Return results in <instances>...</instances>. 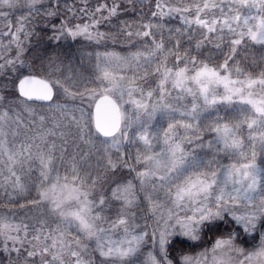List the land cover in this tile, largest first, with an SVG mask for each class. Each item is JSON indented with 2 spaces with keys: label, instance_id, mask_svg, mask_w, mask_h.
I'll return each mask as SVG.
<instances>
[{
  "label": "snow or ice",
  "instance_id": "obj_1",
  "mask_svg": "<svg viewBox=\"0 0 264 264\" xmlns=\"http://www.w3.org/2000/svg\"><path fill=\"white\" fill-rule=\"evenodd\" d=\"M23 5L0 0V77L15 89L8 95L0 86V257L7 264H137L140 255L143 264H264V166L257 163L264 51L255 67L246 64L251 46L264 48V0ZM37 17L53 29L50 40L122 39L135 51L97 54L88 77L57 75L54 61L39 69L43 75L13 77L29 67ZM165 19L180 23L167 36ZM209 46L215 55H205ZM34 102L48 111L37 112ZM34 173L38 195L20 203ZM25 204L43 211H12ZM221 223L230 230L210 249L172 255L173 236L199 241ZM254 233L258 244L240 246Z\"/></svg>",
  "mask_w": 264,
  "mask_h": 264
},
{
  "label": "trees",
  "instance_id": "obj_2",
  "mask_svg": "<svg viewBox=\"0 0 264 264\" xmlns=\"http://www.w3.org/2000/svg\"><path fill=\"white\" fill-rule=\"evenodd\" d=\"M71 2V0H69ZM24 9H20L19 11H23ZM19 11L16 13V15H19ZM123 18L127 19L131 13H122L121 14ZM36 20L39 21V18L37 17ZM164 24L166 25V28L164 30L165 36L168 35V28L175 29L177 27H180V23L177 19H165ZM52 23H55L57 27L59 26V20L55 19L52 21ZM34 28V35L31 38L30 43L28 44V51L25 53V59L28 62V69L31 73L36 75H43L42 72L39 71L41 68H47L48 65L51 62H55L57 66L64 67V65L68 62L72 66V70L74 71L79 70L85 74V77L87 75H90L92 73L90 62L93 58L94 51H96L95 48H93L91 45L84 46L81 42L76 41L73 43H57V41L50 40L49 37L52 36L51 33L53 32V29L51 26H46V23L44 21L36 22L32 25ZM101 30H104L102 27ZM113 31H115V27H113ZM119 42V46L115 45L116 50L125 52V51H135V49H129L128 44L124 40H118L116 43ZM187 43V41H185ZM96 48H101L96 46ZM262 51H264V48L261 46L255 45L251 46L247 51L248 59L246 61V64L249 67H255L256 65L253 64V60H258L259 56L261 55ZM205 55H215V50L212 49L211 46H209L207 49L204 50ZM224 113H221L223 115ZM207 120H204L203 122L206 123ZM42 210L40 208L36 209V215H38ZM220 230V231H219ZM219 230L215 229L216 233L215 235L209 236V238L201 237L200 239V245L198 247L204 246V244L211 243L215 238H219L222 236H226L221 231L223 229ZM210 233L209 230H207V233ZM205 234V233H203ZM174 244L172 245L174 251L173 256L179 259L181 255H187L192 254L191 251L194 249L193 246H191L189 243H186L185 241H179L178 239H174Z\"/></svg>",
  "mask_w": 264,
  "mask_h": 264
},
{
  "label": "rangeland",
  "instance_id": "obj_3",
  "mask_svg": "<svg viewBox=\"0 0 264 264\" xmlns=\"http://www.w3.org/2000/svg\"><path fill=\"white\" fill-rule=\"evenodd\" d=\"M20 9H24L23 0H20ZM52 34H53V32L51 33V35ZM75 40L81 42L84 46L91 45L93 48L96 49V51L93 52L94 55L92 56L93 58L91 59V62H90V66H91V71L92 72L94 70V65L96 63L97 54H101L102 55L106 51L107 52L115 51V52H117L120 55H129L130 54L129 51L122 52V51H119L118 49L116 50L115 48H113V47H115V45L119 46V42L116 43V41L113 42L112 40H108L106 42H102L101 44L97 45L95 43H92V42H89V41L85 40L82 37H78L76 39H72L70 37H62L60 39V41L57 42V43H73V42H75ZM53 42H54V40H53ZM96 46L101 47V48H96ZM71 66L72 65L70 63H68V62L64 65L63 69H62V67H59L58 66L59 69H60V72H58L57 75H60L61 73H64V74H72V75H74V78H75V77H79V76H84L85 77V75L87 74V73L83 74L80 71V68H79V70H76L75 69L73 71L72 68H71ZM20 74H24V75L30 74V70L28 69V67L27 68H20L19 71L17 73H13L12 76L14 77L15 75H20ZM88 76L89 75H87V77ZM5 84L7 86V88H6V94H8V95H14L15 94V89H14L13 79L10 78L7 81H5L4 77H0V86H3ZM65 102L66 101L63 98L59 101V103H65ZM39 105H40L39 103H33V107L36 109L37 112H47L48 111L47 108H41ZM224 107L225 106H221V109H222L221 113H224V111H223ZM205 116L208 117V119H211L212 118L211 117V114H209V113H206ZM157 120H160V117L159 116L157 117ZM207 122L208 121H206V123ZM162 123L164 124V126H166L167 121L166 120L165 121H162ZM210 135L211 134H206L205 135V141H207L210 138ZM186 147H188L190 150L192 149V146L186 145ZM126 149L129 152V154H131L133 156L135 155V152H136V146L135 145L126 146ZM194 150H195V152L198 155H201V156L207 155L210 158V153H209V150L207 148H195ZM257 150H259V145H257ZM224 162L225 163L228 162L227 158H224ZM257 163L258 164H261V166H264V155L258 154V156H257ZM123 175L126 178L128 177V173L127 172H125ZM27 183L29 184L30 190H29V192H27L23 196L18 197L20 203H24L25 200L34 199L38 195L37 190H36V186H38V183L39 182H38V180L36 178V174L35 173L33 174L32 179L31 180H28ZM142 203H145L146 204V202H142ZM38 208H40V210L43 211V209L40 206L31 205V204H25V206H24L23 209H21V208H19L17 206L15 208H13L12 211L19 212V213H22V214H26L28 217H33V216H36V209H38ZM29 209H31V211H29ZM0 211H4V209L0 208ZM137 211H139V210H137ZM148 224L150 226H152V227L155 226L154 221L152 219H149L148 220ZM223 225H225V224H222L221 223V224H219L218 227L216 225L211 226L210 233L209 232L207 233V230L208 229H204L203 232L201 233V237H205L206 236L207 238H209V236L215 235V233H216L215 229L219 230V228L220 229H223L221 231V233L223 232L225 235H227V231L230 230L229 229V226L228 225H225V227H224ZM257 227L259 228L260 225L258 224ZM150 230H151V228H149V231ZM203 233H205V234H203ZM254 235L256 236V239L254 241H253L252 237H245L244 242L242 244H240V246H244V247H246L248 249H251L254 244H258L259 243V238H258L259 237V233H254ZM171 239L172 240L178 239L179 241H185L186 243H189L191 246L194 247V249L189 250V251H191L192 254H187V255L196 256V255L200 254L201 252H204L206 249H210L211 246H212V244L214 243L215 239H217V238H215L211 243L204 244V246H202V247H198L200 245V240L199 241H192L188 237H185V236H173ZM150 247H151L150 244L146 245L142 249V252L146 253V251ZM143 259H144V256L143 255H140L137 258V264H143ZM0 260H3V264H7L6 258L0 257Z\"/></svg>",
  "mask_w": 264,
  "mask_h": 264
},
{
  "label": "water",
  "instance_id": "obj_4",
  "mask_svg": "<svg viewBox=\"0 0 264 264\" xmlns=\"http://www.w3.org/2000/svg\"><path fill=\"white\" fill-rule=\"evenodd\" d=\"M36 103H42V102H36Z\"/></svg>",
  "mask_w": 264,
  "mask_h": 264
}]
</instances>
